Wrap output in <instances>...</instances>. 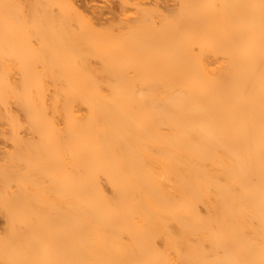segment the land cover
<instances>
[{
	"label": "bare ground",
	"instance_id": "1",
	"mask_svg": "<svg viewBox=\"0 0 264 264\" xmlns=\"http://www.w3.org/2000/svg\"><path fill=\"white\" fill-rule=\"evenodd\" d=\"M84 2L0 0V264H264V0Z\"/></svg>",
	"mask_w": 264,
	"mask_h": 264
},
{
	"label": "rangeland",
	"instance_id": "2",
	"mask_svg": "<svg viewBox=\"0 0 264 264\" xmlns=\"http://www.w3.org/2000/svg\"><path fill=\"white\" fill-rule=\"evenodd\" d=\"M87 1V2H86ZM95 1V2H94ZM101 1V2H100ZM143 2H149V0H142ZM89 2H91V3H89ZM104 2H105V4L106 5H104ZM171 1H169V2H167V4L168 5H170V4H172V2L170 3ZM79 3V2H78ZM84 3H86V5H92V4H94L95 3V5H103L104 7H102V8H104V9H102L101 11H102V13H103V15L101 16V21L103 20H108V17H109V19H115L116 18V16L118 15V13H119V9H118V4H117V0H103V2H102V0H85V2ZM98 3V4H97ZM80 4V3H79ZM83 4V3H82ZM118 12V13H117ZM106 13V14H105ZM114 16V17H113ZM103 18V19H102ZM1 140V139H0ZM1 142V141H0ZM0 146H2V144H0Z\"/></svg>",
	"mask_w": 264,
	"mask_h": 264
}]
</instances>
